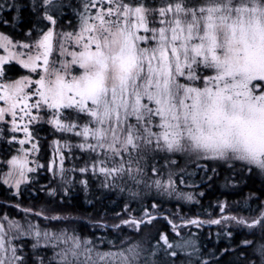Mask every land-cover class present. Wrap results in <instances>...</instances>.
<instances>
[{"label": "snow or ice", "instance_id": "snow-or-ice-1", "mask_svg": "<svg viewBox=\"0 0 264 264\" xmlns=\"http://www.w3.org/2000/svg\"><path fill=\"white\" fill-rule=\"evenodd\" d=\"M25 8L34 20L21 39L0 32V182L20 196L30 174L46 169L52 195L93 181L97 199L115 192L123 207L118 222L89 216L103 233L88 237L71 226L84 219L71 211L16 204L22 220L0 215V264H264V191L245 199L247 216L224 214L227 202L217 204L219 218L207 209V220L181 215L183 204L199 203L181 187H199L187 184L189 165L209 182L225 167V186L264 178V0H3L0 26L16 30ZM65 8L74 16L67 25ZM45 126L59 134L47 165L30 159ZM173 200L178 208L166 212ZM158 221L166 228L148 247L129 242L125 228L141 233ZM205 224L221 226L217 243L229 240L207 253L211 261L182 237Z\"/></svg>", "mask_w": 264, "mask_h": 264}, {"label": "trees", "instance_id": "trees-1", "mask_svg": "<svg viewBox=\"0 0 264 264\" xmlns=\"http://www.w3.org/2000/svg\"><path fill=\"white\" fill-rule=\"evenodd\" d=\"M0 2H3V0H0ZM21 2L29 4V0H21ZM2 15L6 18H10V16L14 15V13L4 10ZM22 17L24 22L19 25L21 29L13 30L11 27H2L8 35L10 34L9 36L14 37V34L15 37L19 36L20 31L23 30L25 32V29L29 27L31 21L34 20L29 8L22 10ZM40 26L43 25L41 24ZM201 163H208L209 166H212L211 162L202 161ZM68 167H71V164H69ZM188 170L194 174L187 180V184L198 185L199 187H187L184 185H181V187L184 188L185 191L193 193L199 203L192 202L183 204L181 215L186 214L193 218L199 216L200 219L207 220L209 217L204 211L207 209L208 212L212 213V218H219L221 213L217 204L220 202H227L228 207L226 208L224 214H239L247 216L249 214L248 211L241 208L245 199L249 197L250 193H255L259 196L261 191H264V178L255 175L249 177L246 183L239 182V178L237 177L236 179L227 182V186H225V177L230 174L223 166L218 169L219 176L215 177L211 182L207 179L202 180L205 173L195 169L194 165H189ZM208 175H211V173L209 172ZM82 178L83 177L77 173V181ZM46 179L49 183L45 182ZM53 188H56V183L52 182L51 177H47L45 175L38 176L33 183L25 186V189L21 191L22 195L20 196L14 195L11 189H8L0 183V215L7 212L10 218L22 220L24 214L18 208L14 207L16 204H20L22 208H32L33 210H38L42 207L45 208L46 211L50 209L68 210L71 211L73 215L84 217V219H78L71 226L76 227L82 236L88 237H91L93 233L97 236L103 233L102 229H96L87 223L89 216L92 220H97L101 216H104L109 223L118 222L113 221L112 217L115 212L121 211L123 207V201L120 194L115 192H106L102 198L97 199V196L100 195V193L93 181H90V188L87 190H85L83 186L77 182L74 187L70 186V190L67 194H65L64 190L61 189L55 195H52L51 190ZM201 192L204 193L203 196L199 195ZM262 199H264V197H262ZM249 203L255 207L257 202L253 198V200L249 201ZM163 207L166 212L173 211L178 208L174 200L170 203H165ZM49 214L51 213L49 212ZM32 219L33 222H38L42 226L53 228L62 226L58 225L56 222H51V224H49L42 218L37 219L33 217ZM177 222L179 223V221ZM154 223L155 227L143 228L141 233H135L130 228H125L124 231L131 238L129 242L134 243L143 240L145 244L149 241L150 236H157V228H166L165 222L163 221ZM218 232H221V226L205 224L200 228L195 226L184 228L182 230V236L184 234H189L195 237V240H197V243L201 246L202 252L204 253L203 259L211 261L212 257L207 255L209 251L217 249L222 250L229 244L228 238L223 234H221L219 243H217ZM178 238L180 237H176L175 239ZM240 238V232L234 231L232 240L233 247H235V245L239 242ZM153 241L154 239L151 240V243ZM146 246L149 245L146 244ZM107 247V245H101V248ZM184 259H187V257ZM233 259H235V257L229 256L226 258V261Z\"/></svg>", "mask_w": 264, "mask_h": 264}, {"label": "rangeland", "instance_id": "rangeland-1", "mask_svg": "<svg viewBox=\"0 0 264 264\" xmlns=\"http://www.w3.org/2000/svg\"><path fill=\"white\" fill-rule=\"evenodd\" d=\"M66 2H67V0H66ZM71 2H72L73 5H75L76 0H71ZM65 9L68 11V14H69L71 17H74L71 8H65ZM69 19H71V18L69 17ZM0 32H3L4 34L8 35L7 32H6L5 30H3V29H0ZM9 35H10V34H9ZM14 38H15V34H14ZM3 54H4V51H3L2 48H0V55H3ZM44 129H45V128H44ZM17 134H18V133H17ZM17 134H16V135H17ZM40 134H43V135H44L43 137H46L45 135L48 134V131H43V130H42V131L40 132ZM22 139H23V138H22ZM55 139H56V138H54V140H55ZM52 141H53V140H50V141L46 142L45 140H41V142H40V143H41V152L39 153V158L37 159V155H36V154H33V155L30 157V159H32V160H34V161H37V162L40 163V164H44V165L49 164V163L52 161L53 157H54V148H55V145L52 144ZM5 147H6V146H5ZM15 147H19V145L17 144V145H15ZM25 147H26V148H30L31 145H25ZM3 148H4V146H0V161H2V160L4 159V151H3ZM13 151H14V149H13ZM57 159H58V158H57ZM69 164H71V163H70L69 161H66L65 166L68 167ZM31 166H32V167H35V163H33ZM6 170H7L6 167H4L3 164H0V172L6 171ZM30 175L34 176L35 179H36L38 176H40V175H45V176H47V177H51V178H52V173L49 172V171H47L46 169H39V170H38V173H33V174H30ZM45 182H46V183H49V181H48L47 179L45 180ZM0 183L2 184V182H0ZM4 186H6V185H4ZM25 186H28V185H22V186H21V191L25 189ZM6 187H7V186H6ZM7 188H8V187H7ZM8 189H10V188H8ZM11 190L13 191V193L15 192V189H11ZM188 236H189V234H184L182 237H183V238H187ZM191 236H192V235H191ZM192 238L195 240V237L192 236ZM178 239H181V237L178 238ZM145 240H146V239H145ZM140 242L144 243L143 240H140ZM152 243L154 244V243H155V240H154ZM146 244L149 245V241H147V243L144 244L145 247H148V246H146ZM188 251H191V249H189ZM184 258H185V257H182V259H184Z\"/></svg>", "mask_w": 264, "mask_h": 264}, {"label": "flooded vegetation", "instance_id": "flooded-vegetation-1", "mask_svg": "<svg viewBox=\"0 0 264 264\" xmlns=\"http://www.w3.org/2000/svg\"><path fill=\"white\" fill-rule=\"evenodd\" d=\"M64 12H65V16H64V18H63V23H64V25H67L68 24V21L70 20L69 19V17L71 18V19H74V17H71L69 14H68V11L66 10V9H64ZM45 23H47V22H45ZM40 26V25H39ZM2 27H4V26H0V29H3ZM31 27V24H30V26L29 27H27L26 29H25V32H27L28 30H29V28ZM42 27V26H41ZM5 28V27H4ZM17 29H21L20 28V26H18V28ZM4 30V29H3ZM20 36V35H19ZM19 36H16L15 37V39H21V37H19ZM19 67V66H18ZM43 131H48V127L47 126H45V129H43ZM40 136L42 137V139L41 140H45L46 142H48V141H50V140H54V138H58V136H59V134H57L56 136H52V135H49V132H48V134L47 135H45L46 137H43L44 135L43 134H40ZM17 138L18 139H22V138H24V134H23V132H19L18 134H17ZM5 147V146H4Z\"/></svg>", "mask_w": 264, "mask_h": 264}]
</instances>
